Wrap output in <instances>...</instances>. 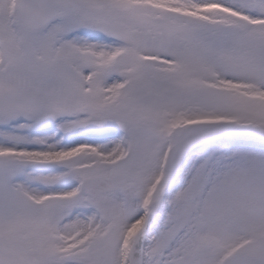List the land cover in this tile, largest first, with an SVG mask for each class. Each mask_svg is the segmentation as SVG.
Returning a JSON list of instances; mask_svg holds the SVG:
<instances>
[{"label": "snow or ice", "instance_id": "obj_1", "mask_svg": "<svg viewBox=\"0 0 264 264\" xmlns=\"http://www.w3.org/2000/svg\"><path fill=\"white\" fill-rule=\"evenodd\" d=\"M0 264H264V0H0Z\"/></svg>", "mask_w": 264, "mask_h": 264}]
</instances>
